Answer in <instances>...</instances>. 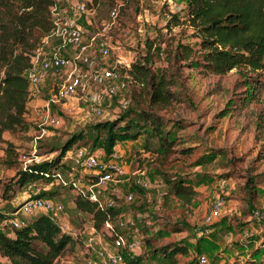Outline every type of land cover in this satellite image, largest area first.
<instances>
[{
  "label": "rangeland",
  "instance_id": "374dc122",
  "mask_svg": "<svg viewBox=\"0 0 264 264\" xmlns=\"http://www.w3.org/2000/svg\"><path fill=\"white\" fill-rule=\"evenodd\" d=\"M70 1L58 0L57 4L67 9ZM113 1L99 0L95 5L87 1L88 10L80 16L87 37L96 33L108 18ZM175 4L183 7L185 0H127L125 3L119 17L130 31L127 35L119 30L111 33L110 50L102 56V62L120 64L127 89L104 96L101 101L103 114L91 113L90 104L83 99L67 103L50 101L56 74L33 86L31 91L35 94L30 96L31 103L28 102L25 127L13 133L5 132L15 152L11 164L0 162V210L7 214V218L0 221L4 232H13L9 216L26 196L35 194L52 195L63 202L70 230L98 234L91 228L92 215L74 206L72 201L76 196L69 188L61 187L55 179L40 178L19 186L17 171L29 163L56 156L64 141L79 131L84 137L77 140L72 149L82 145L95 151L100 158H108L98 143L93 145L89 124L119 117L127 110L122 99H133L134 90L141 92L128 80L123 68H128L145 53L147 41L154 40L151 67L156 72L167 68V50L170 51L178 40L193 45L199 41L194 30L186 24L168 26V12ZM179 14H183V10ZM96 44H99L98 39ZM168 68V71L177 72L179 94L164 107L158 106L157 112L166 119L168 127L175 121L172 124L178 127H174L175 141L166 148L153 133L143 131L136 139L118 144L116 151L126 173L116 185L118 193L112 194L109 184L102 200L113 197L112 213L116 220L124 222L119 232L126 239L138 237L141 245L136 253L144 254L146 259L153 255V248L188 243V253L177 254L178 264H195L198 252L207 253L212 264H264V92L259 99L243 100L248 93L243 83L245 71L241 68H233L222 75L198 72L183 61ZM140 97L145 98V95L141 93ZM46 104L50 112L60 117L59 124L44 122ZM142 105L136 103L135 110L124 114L123 121L142 118ZM186 123L188 125L181 129ZM146 141H149L147 147ZM187 145L189 149L183 150ZM0 155L4 157L2 150ZM138 171L149 177V187L141 190L134 187L133 177ZM84 172L81 169L80 174ZM165 176L185 178L190 182L197 191L193 199L181 200L171 194ZM129 193H132L131 199L126 198ZM217 199L223 200L220 212L206 224L204 218ZM99 234L111 243L109 235ZM81 249V243L73 240L58 257V263L86 264ZM150 259L155 263L164 261L160 253Z\"/></svg>",
  "mask_w": 264,
  "mask_h": 264
},
{
  "label": "trees",
  "instance_id": "16d2710c",
  "mask_svg": "<svg viewBox=\"0 0 264 264\" xmlns=\"http://www.w3.org/2000/svg\"><path fill=\"white\" fill-rule=\"evenodd\" d=\"M98 1L91 0L90 4L95 5ZM57 2L0 0V150L4 152L3 158L0 155V162L8 165L14 160L15 146L4 133L25 127L32 86L25 71L31 64L33 51L53 25L51 7ZM182 10L183 14H179ZM168 14L170 28L186 24L194 30L199 41L193 45L178 40L170 51L167 50V68L159 72L151 67L154 40L147 41L145 53L132 61L128 68H123L128 80L141 92L133 91L134 98L128 97L129 102L124 106L127 110L119 117L89 124L93 145L98 143L107 156L115 151L116 143L134 140L146 131L153 133L161 146L171 147L175 141L174 127L177 126L172 125L175 121H171L168 127L166 119L157 110L158 106L164 107L178 98L179 77L176 71H168V67L173 68L178 61L204 74L222 75L233 68H241L245 71L243 83L248 93L243 100L259 99L264 92V0H185L181 9H170ZM141 93L145 98L141 99ZM136 103L143 104L141 116L144 121L132 117L123 121L124 114L135 110ZM187 125H182L181 129ZM83 137L81 131L73 133L56 156L19 169L18 185L38 178L52 181L66 152ZM145 143L146 147L149 146V141ZM165 180L169 184V192L181 200L191 201L197 192L185 178L165 176ZM133 185L139 190L143 188ZM74 203L78 210L91 213L95 228L101 227L107 214L115 219L113 206L99 207L95 201L80 194L76 195ZM5 218L7 214L0 210V221ZM73 240V235L62 232L48 214L38 212L25 225L14 228L12 233L0 228V257H8L11 264H59L58 257ZM188 251V243L153 248L151 255L160 253L164 258L158 263L150 259L153 255L146 259L142 253L124 251L123 256L125 264H178L177 254H187Z\"/></svg>",
  "mask_w": 264,
  "mask_h": 264
},
{
  "label": "built area",
  "instance_id": "2783aa9c",
  "mask_svg": "<svg viewBox=\"0 0 264 264\" xmlns=\"http://www.w3.org/2000/svg\"><path fill=\"white\" fill-rule=\"evenodd\" d=\"M87 1L71 0L67 9L59 8L57 3L52 5L53 25L33 51L31 64L25 75L31 85L41 84L52 74L58 75L53 83V96L50 101L67 103L73 99H83L90 104L91 113L101 115L104 111L101 105L104 96H113L127 89V81L122 75L120 64H105L102 62V56L109 53L111 33L119 30L122 35H127L130 29L121 23L119 17L126 0H114L108 11V18L103 21L100 29L87 37L85 25L80 20L81 14L88 10ZM172 6L171 11L182 8L179 4ZM97 39L99 44H96ZM128 102V98L122 99L123 106ZM45 106L44 122L59 124L60 117L50 112L48 104ZM70 150L69 155H64L62 165L56 169L54 179L57 184L75 188L77 194L95 201L99 207L113 206V197L107 201H103L102 197L109 184L112 185V194H117L119 188L116 185L126 173L125 166L119 160V153L113 151L107 159H103L95 151L82 145ZM66 158H69L68 162L65 161ZM81 169L87 174L85 184L81 183L84 178V175L80 174ZM133 183L147 188L150 180L143 171H138L133 177ZM126 198L131 199L132 193ZM222 205V199L214 202L204 218L206 224L219 214ZM38 212L48 214L62 232L72 234L74 239L81 243V252L86 264H125L123 252H136L140 248V239H126L119 232L124 222L113 219L110 214L104 218L100 228L91 227L98 232L96 235L93 231L70 230L64 216V204L53 196H26L8 220L13 228H19ZM256 213L259 215V212ZM99 233L109 235L111 243ZM195 256V264H212L205 252L195 253ZM0 264L11 262L8 257L3 256L0 257Z\"/></svg>",
  "mask_w": 264,
  "mask_h": 264
},
{
  "label": "crops",
  "instance_id": "0c3cea01",
  "mask_svg": "<svg viewBox=\"0 0 264 264\" xmlns=\"http://www.w3.org/2000/svg\"><path fill=\"white\" fill-rule=\"evenodd\" d=\"M33 86H35V85H32L31 86V90H32V88H33ZM32 94H35L34 92H32L31 91V95ZM30 95V96H31ZM30 103H31V98H30ZM4 136H5V133H4ZM6 138H8V137H6ZM125 141H128V140H124V141H120V142H118V143H116V145H115V147H114V149H115V151H116V146L118 145V144H120L121 142H125ZM118 152V151H117ZM83 175H84V178L81 180V183L82 184H85L86 182H87V174H86V172H84V173H82ZM57 183V182H56ZM65 188H69V187H65ZM69 191L74 195V196H76L77 195V190L75 189V188H69ZM73 202V204H74V206H75V203H74V200L72 201ZM80 211V210H79ZM83 212H85V211H83ZM89 215H90V217H91V213H89ZM91 221H92V219H91ZM74 241H77L76 239H74Z\"/></svg>",
  "mask_w": 264,
  "mask_h": 264
}]
</instances>
